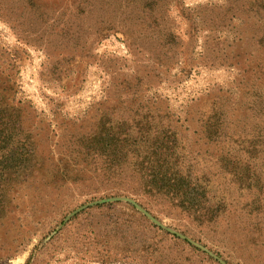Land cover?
Segmentation results:
<instances>
[{"label": "rangeland", "instance_id": "1", "mask_svg": "<svg viewBox=\"0 0 264 264\" xmlns=\"http://www.w3.org/2000/svg\"><path fill=\"white\" fill-rule=\"evenodd\" d=\"M0 103V264H264V0H0Z\"/></svg>", "mask_w": 264, "mask_h": 264}, {"label": "trees", "instance_id": "2", "mask_svg": "<svg viewBox=\"0 0 264 264\" xmlns=\"http://www.w3.org/2000/svg\"><path fill=\"white\" fill-rule=\"evenodd\" d=\"M212 109V108H211ZM18 108L16 107H11L10 110H7V108L0 103V132H2L4 129H6V126L9 124L10 128H12L14 131H17V127H18V122L17 120L19 119L20 115L18 114ZM216 110L213 107V109L211 110V114L208 116L207 118V124H205V132L207 134V136L209 137H213L215 135V133L217 132V130L219 129V117L220 115L216 114ZM221 125V124H220ZM1 140V139H0ZM168 154L163 155V156H158L157 154H155V152H151L149 154H147V156H144V158L141 159L140 164H138L139 168H141L142 172L141 173L138 169V171L141 174V181H139L137 183V185H135V187L137 188L138 186V191L142 194H144L143 192H156L155 188H160L158 187V185H161L162 182H160L159 175L162 177L165 176H176L177 173H173L174 170L173 168L168 167ZM150 164H153L150 166ZM150 166V167H149ZM162 167H164L165 169H162ZM145 171V173H144ZM156 175L158 176L156 184H153V182H155V177ZM145 178L147 179L145 181ZM150 179V180H148ZM181 179V181H184L182 177L179 178V180ZM177 180V184H163V188L168 191L170 194L171 192H174L177 189V197H179V201L180 202H184L186 201V197L189 195V193L192 194H197L200 196V194H202L201 192H198L196 189H193L192 187L188 188L186 185V183H180V181ZM148 181H152V182H148ZM184 187V189H182ZM179 189V190H178ZM190 191V192H189ZM186 204H188V201L184 202Z\"/></svg>", "mask_w": 264, "mask_h": 264}, {"label": "water", "instance_id": "3", "mask_svg": "<svg viewBox=\"0 0 264 264\" xmlns=\"http://www.w3.org/2000/svg\"><path fill=\"white\" fill-rule=\"evenodd\" d=\"M112 201H126V202H129L132 206H134V208L136 210H138L140 213H142L144 216H146L154 225L166 230L167 232L175 235V236H178L179 238L183 239V237L178 234V233H175L174 231L172 230H169L167 228H165L163 225H161L160 223H158L156 220H154L150 215H148L144 210H142L140 207H138L133 201L131 200H128V199H124V198H117V199H114ZM189 243L193 244L194 246L200 248L201 250L205 251L204 249H202L201 247H199L198 245L194 244L193 242H191L190 240H187ZM206 252V251H205ZM209 254V253H208ZM211 255V254H209ZM212 256V255H211ZM214 257V256H212ZM215 258V257H214ZM219 263L223 264L222 262L219 261Z\"/></svg>", "mask_w": 264, "mask_h": 264}]
</instances>
